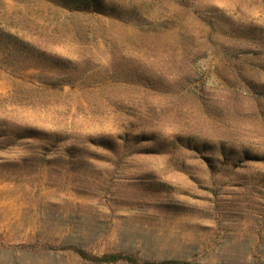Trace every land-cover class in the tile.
<instances>
[{
    "label": "rangeland",
    "instance_id": "374dc122",
    "mask_svg": "<svg viewBox=\"0 0 264 264\" xmlns=\"http://www.w3.org/2000/svg\"><path fill=\"white\" fill-rule=\"evenodd\" d=\"M101 2L0 0V264H264V0Z\"/></svg>",
    "mask_w": 264,
    "mask_h": 264
},
{
    "label": "trees",
    "instance_id": "16d2710c",
    "mask_svg": "<svg viewBox=\"0 0 264 264\" xmlns=\"http://www.w3.org/2000/svg\"><path fill=\"white\" fill-rule=\"evenodd\" d=\"M65 6H76L79 9L85 11H92L93 8L101 10L102 2L101 0H59ZM81 258L86 261L94 263H104V264H114L118 262H127L128 264H195L191 262L173 261V260H163V261H140L136 256L131 254H107L103 256H92L88 254L85 250L80 248H73Z\"/></svg>",
    "mask_w": 264,
    "mask_h": 264
}]
</instances>
